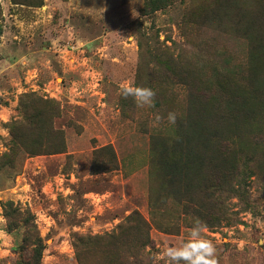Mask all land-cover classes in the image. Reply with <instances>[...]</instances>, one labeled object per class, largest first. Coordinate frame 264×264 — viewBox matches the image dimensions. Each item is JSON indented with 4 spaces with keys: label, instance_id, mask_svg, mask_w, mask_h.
Here are the masks:
<instances>
[{
    "label": "rangeland",
    "instance_id": "rangeland-1",
    "mask_svg": "<svg viewBox=\"0 0 264 264\" xmlns=\"http://www.w3.org/2000/svg\"><path fill=\"white\" fill-rule=\"evenodd\" d=\"M14 1L25 5L0 0V264L19 261L24 231H7V202L32 216L40 264H78L75 237L111 232L134 210L149 218L150 130L184 101L185 87L165 82L168 73L175 79L168 54L196 57L206 76L243 75L251 47L246 28L237 29L246 19L235 15L233 0ZM241 1L263 36L264 0ZM124 81L155 91V106L124 98ZM28 92L58 103L64 154L29 158L10 143L6 123ZM248 180L239 222L204 234L218 264H264V175ZM189 229H151L154 264H165L155 260L164 242L178 244Z\"/></svg>",
    "mask_w": 264,
    "mask_h": 264
},
{
    "label": "trees",
    "instance_id": "trees-1",
    "mask_svg": "<svg viewBox=\"0 0 264 264\" xmlns=\"http://www.w3.org/2000/svg\"><path fill=\"white\" fill-rule=\"evenodd\" d=\"M231 4L239 20L246 19L237 29L246 28L242 34L251 47L245 74L214 71L206 76L196 57L168 54L166 68L176 80L168 73L165 82L185 87L184 101L176 124L165 117L150 130L149 218L134 210L111 232L75 237L78 264H154L151 229L176 234L181 227L191 228L195 218L209 229L239 222V212L248 206V179L264 175V35L256 32L244 2ZM158 57L155 54L154 61ZM59 118L56 101L23 93L17 116L6 123L10 143L29 158L64 154V137L56 126ZM2 210L8 232L24 230L20 259L13 264H40L44 247L32 216L10 202Z\"/></svg>",
    "mask_w": 264,
    "mask_h": 264
},
{
    "label": "clouds",
    "instance_id": "clouds-1",
    "mask_svg": "<svg viewBox=\"0 0 264 264\" xmlns=\"http://www.w3.org/2000/svg\"><path fill=\"white\" fill-rule=\"evenodd\" d=\"M121 95L124 98L132 97L139 108L154 107L156 92L148 87L135 86L131 81H124L119 85ZM162 120L155 116L158 124ZM167 120L170 124H176L177 114L169 112ZM155 126V125H154ZM206 223L195 218L193 226L189 229L186 239H182L176 245L164 242L161 252L155 257L156 261H164L165 264H218L216 245L205 237Z\"/></svg>",
    "mask_w": 264,
    "mask_h": 264
},
{
    "label": "crops",
    "instance_id": "crops-1",
    "mask_svg": "<svg viewBox=\"0 0 264 264\" xmlns=\"http://www.w3.org/2000/svg\"><path fill=\"white\" fill-rule=\"evenodd\" d=\"M78 1V0H77ZM86 0H80V2L85 3ZM71 2H74V0H71ZM11 17V16H9Z\"/></svg>",
    "mask_w": 264,
    "mask_h": 264
}]
</instances>
